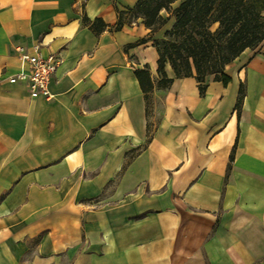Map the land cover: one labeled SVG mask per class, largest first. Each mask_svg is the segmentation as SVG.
<instances>
[{
  "label": "crops",
  "instance_id": "obj_1",
  "mask_svg": "<svg viewBox=\"0 0 264 264\" xmlns=\"http://www.w3.org/2000/svg\"><path fill=\"white\" fill-rule=\"evenodd\" d=\"M139 1L0 0V264H32L38 236L70 264H264V44L228 87L202 98L168 65L160 90ZM35 44L63 59L52 101L7 82Z\"/></svg>",
  "mask_w": 264,
  "mask_h": 264
},
{
  "label": "trees",
  "instance_id": "obj_2",
  "mask_svg": "<svg viewBox=\"0 0 264 264\" xmlns=\"http://www.w3.org/2000/svg\"><path fill=\"white\" fill-rule=\"evenodd\" d=\"M131 12L136 20H143L153 39V48L158 54L157 88L160 90L169 89L174 82L166 75L168 65L176 79H194L202 98L208 89V77L228 87L232 79L225 73L226 68L246 51H256L264 44V0H140ZM122 17L119 13L118 30ZM171 23V29L156 39ZM90 28L100 35L107 26L97 20ZM135 75L149 105L155 89L149 68ZM245 96L246 88L241 85L236 106L238 115ZM234 155L235 150L231 162Z\"/></svg>",
  "mask_w": 264,
  "mask_h": 264
},
{
  "label": "built area",
  "instance_id": "obj_3",
  "mask_svg": "<svg viewBox=\"0 0 264 264\" xmlns=\"http://www.w3.org/2000/svg\"><path fill=\"white\" fill-rule=\"evenodd\" d=\"M16 54L21 69L16 75L8 78L9 85L26 88L32 100H54L56 96L52 93L51 86L63 62L62 56L44 53L41 44L30 48L19 47Z\"/></svg>",
  "mask_w": 264,
  "mask_h": 264
},
{
  "label": "rangeland",
  "instance_id": "obj_4",
  "mask_svg": "<svg viewBox=\"0 0 264 264\" xmlns=\"http://www.w3.org/2000/svg\"><path fill=\"white\" fill-rule=\"evenodd\" d=\"M171 27H172V23L169 24L166 27V29H164L163 32H160V34H158L155 38L156 39L160 38L161 33H163V35H164V33L166 32V30H170ZM48 238H50V237H48ZM48 238L46 239V242L45 243L43 242V237L42 236L35 237L34 239L31 240L30 246L32 247L31 249H34V250H32L33 252H31V254H30V257H29L30 262L32 264L35 263V262L36 263L38 262L39 264H47V263H45V260H49L50 264H54L53 263L54 262V259L53 258L55 256H59V258H60V255H61V257L62 256H64V257H62V259L60 261V264H70L69 258H67L65 256L66 255L65 252L67 250H69L68 249V245L69 244L61 243L62 244L61 251H57V250L54 251V246L55 245L60 246V244H57V240L48 239ZM37 246H40V247H37ZM55 252L57 254H54ZM59 258H58V260H59Z\"/></svg>",
  "mask_w": 264,
  "mask_h": 264
}]
</instances>
